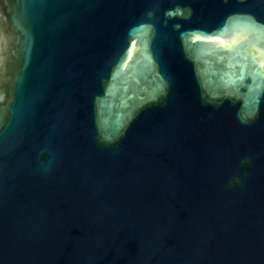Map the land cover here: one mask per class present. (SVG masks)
I'll list each match as a JSON object with an SVG mask.
<instances>
[{
  "label": "water",
  "instance_id": "1",
  "mask_svg": "<svg viewBox=\"0 0 264 264\" xmlns=\"http://www.w3.org/2000/svg\"><path fill=\"white\" fill-rule=\"evenodd\" d=\"M248 18L264 0H0V264H264Z\"/></svg>",
  "mask_w": 264,
  "mask_h": 264
},
{
  "label": "snow or ice",
  "instance_id": "2",
  "mask_svg": "<svg viewBox=\"0 0 264 264\" xmlns=\"http://www.w3.org/2000/svg\"><path fill=\"white\" fill-rule=\"evenodd\" d=\"M247 22L250 23L252 26H255V27H258V28L264 27V26L256 25L255 22L251 20V18H248Z\"/></svg>",
  "mask_w": 264,
  "mask_h": 264
}]
</instances>
